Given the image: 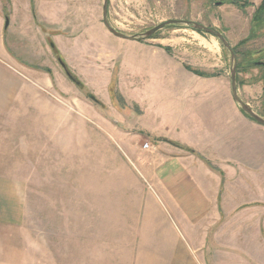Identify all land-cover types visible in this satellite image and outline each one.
Instances as JSON below:
<instances>
[{"label":"rangeland","instance_id":"374dc122","mask_svg":"<svg viewBox=\"0 0 264 264\" xmlns=\"http://www.w3.org/2000/svg\"><path fill=\"white\" fill-rule=\"evenodd\" d=\"M261 2L108 0L107 21L115 30L137 37L168 20L193 21L220 32L231 48L250 52L254 62H264V19L256 36L238 46L254 31L252 17ZM91 3L96 22L106 30L102 24L103 0ZM33 17L37 22L35 11ZM150 48H167L191 72L219 74L230 82V54L219 40L180 22L165 27L150 39L125 41L117 50L122 57L102 65V75L110 76L108 91L112 89V102L113 98L116 100L114 89L120 75L127 74L124 85L131 83L133 58ZM12 51L13 58L20 63L31 61L26 52L16 48ZM47 55L32 60L34 65L45 67L35 80L18 83L12 111L0 114V212H14L11 197L20 205L16 219L6 215L0 221V264H133L141 253L139 219L150 194L129 154L136 147L134 137L123 135L122 149L117 138L125 129H116L111 110L117 103H104L101 94L78 77L82 87L68 78L58 80L61 70L57 58ZM237 60L238 95L255 113L263 115L264 84L260 76L264 66L253 67L241 56ZM46 69L50 70L49 76ZM244 86L254 90L252 98L243 91ZM118 104L122 102L119 100ZM125 110L130 123L128 116L133 108L130 105ZM8 206L11 208L4 209ZM160 209L157 223L153 220L158 226L156 234L148 225L143 230L145 251L153 247L169 256L180 245L190 258L195 257L197 242L191 230L170 214L164 204H160ZM171 227L181 243L170 233ZM245 228L243 235L251 232L253 240L244 237L230 241L229 245H235L256 264H264V249L258 248L256 241L261 232L264 237L263 231L257 235L258 226ZM261 243L264 246V238ZM208 245L212 246V241ZM235 256L231 252L224 260H234Z\"/></svg>","mask_w":264,"mask_h":264},{"label":"crops","instance_id":"0c3cea01","mask_svg":"<svg viewBox=\"0 0 264 264\" xmlns=\"http://www.w3.org/2000/svg\"><path fill=\"white\" fill-rule=\"evenodd\" d=\"M91 2L0 0V114L12 111L18 83L35 80L45 67L32 60L53 56L54 45L73 75L97 90L104 103H117L116 108H109L115 114L116 129H125L118 130L122 132L117 138L120 147L125 145L123 135L134 137L136 147L129 154L150 194L142 205L141 253L133 264H256L229 242L244 237L253 240L251 232L243 235L245 226L256 225L257 235L264 234V126L234 102L228 79L219 74L199 76L159 48L133 58L132 82L124 85L126 73L120 75L112 102L110 76L102 75V65L117 59L119 46L128 40L101 28ZM13 48L26 52L31 61H21L25 65L14 59ZM56 62L61 70L58 80H65L64 68ZM243 91L253 97L250 86ZM130 105L133 112L127 123L123 110ZM147 141L149 148L144 150ZM10 200L14 212L1 211L0 221L6 215L14 220L20 213V205ZM161 203L193 233L195 257L190 258L180 245L169 256L157 248H143L145 227L155 234L158 231L153 220L162 214ZM170 233L181 243L172 227ZM263 238L261 232L256 238L258 248L264 249ZM231 252L236 258L225 261Z\"/></svg>","mask_w":264,"mask_h":264},{"label":"water","instance_id":"95a60500","mask_svg":"<svg viewBox=\"0 0 264 264\" xmlns=\"http://www.w3.org/2000/svg\"><path fill=\"white\" fill-rule=\"evenodd\" d=\"M216 5H220L219 2L216 3ZM107 12H108V0H103L102 4V22L106 30L112 34L113 36L122 39V40H128V41H140V40H147L150 39L155 33L158 31L164 29L167 26L174 25L177 23H184L185 25L191 26L195 31H199L202 33H208L211 34L212 36L216 37L219 42L222 44V46L229 52L230 54V62H231V68L229 70V79H230V84H231V94H232V99L234 102L240 107L243 113H245L247 116H249L254 122L264 126V118L255 113L250 105L248 103H245L238 95V90H237V83H236V74H237V58L236 55L234 54L229 42L227 39L218 31H215L212 28H209L207 26H204L200 23H196L193 21H178V20H168L165 21L149 30L146 32L140 34V36H128L124 33H121L114 28L108 23L107 21ZM255 65L257 66H264V62H256Z\"/></svg>","mask_w":264,"mask_h":264},{"label":"trees","instance_id":"16d2710c","mask_svg":"<svg viewBox=\"0 0 264 264\" xmlns=\"http://www.w3.org/2000/svg\"><path fill=\"white\" fill-rule=\"evenodd\" d=\"M263 19H264V0H262V2L257 6L254 14H253V17H252V21L254 23L253 27H254V31L250 34V36L242 41H240L238 43V46L239 47H242L244 44H246L247 41H249L251 38H254L256 36L255 32L257 31V28L260 27L263 23ZM198 33H202V32H199L197 31ZM152 38V37H151ZM222 45V44H221ZM52 52L54 54V56L57 58V60L60 62V64L62 65V67L64 68V71L68 77V79H70L74 84H76L77 86L79 87H82V84L79 82V80L77 79V77L75 75H73L69 69L67 68V66L65 65L64 61L62 60L59 52L56 50L55 46L52 45ZM165 51H169L167 48H163ZM232 50L234 52V54L236 55V58L238 59L239 56L242 57L243 60H246L248 63H251L253 65V67H259L257 65H255V63L257 62H254V59L251 58V54L250 52L246 51V52H239L235 47H232ZM260 52V51H259ZM238 61V60H237ZM240 63H237V74L240 72V69H239V65ZM190 70V69H188ZM46 71L49 73L50 70L49 69H46ZM191 71V70H190ZM193 72V71H192ZM196 73L197 75L199 76H202V77H209V76H213V75H210V74H207V73H202V72H194ZM260 79H263V84H264V75L262 74L261 78ZM237 82V81H236ZM264 89V88H263ZM112 91V89H110V92ZM91 99H93L95 101V99L90 95L89 96ZM190 153H194L192 150H188Z\"/></svg>","mask_w":264,"mask_h":264},{"label":"built area","instance_id":"2783aa9c","mask_svg":"<svg viewBox=\"0 0 264 264\" xmlns=\"http://www.w3.org/2000/svg\"><path fill=\"white\" fill-rule=\"evenodd\" d=\"M149 148V144L146 142L143 144L142 149L147 150Z\"/></svg>","mask_w":264,"mask_h":264}]
</instances>
